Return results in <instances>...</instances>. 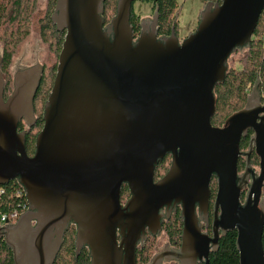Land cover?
<instances>
[{
    "label": "water",
    "instance_id": "water-1",
    "mask_svg": "<svg viewBox=\"0 0 264 264\" xmlns=\"http://www.w3.org/2000/svg\"><path fill=\"white\" fill-rule=\"evenodd\" d=\"M105 1L56 0L50 19L64 40L32 155L26 131L37 121L34 99L44 66L17 70L6 99L0 70V186L17 180L27 201L14 224L0 226L13 264H53L71 225L76 257L87 248L90 264H137L138 247L161 234L179 205L180 246L164 244L147 264H208L219 237L231 230L239 263L264 264L259 80L240 110L221 126L211 124L214 88L225 80L230 55L249 48L264 0L209 1L181 41L174 28L158 36L157 10L140 20L134 37L135 0H117L105 24ZM20 122L25 130L18 131ZM249 130L238 174L239 140ZM253 147L257 174L249 160ZM166 155L170 167L154 181ZM213 177L209 236L200 221L207 226ZM123 185L130 192L124 204Z\"/></svg>",
    "mask_w": 264,
    "mask_h": 264
},
{
    "label": "trees",
    "instance_id": "trees-1",
    "mask_svg": "<svg viewBox=\"0 0 264 264\" xmlns=\"http://www.w3.org/2000/svg\"><path fill=\"white\" fill-rule=\"evenodd\" d=\"M137 1L150 2L152 13L157 10L158 36L170 35L172 28H174L176 34L178 17L181 10V5L178 0ZM209 1L220 2V0H204L203 7ZM116 2L117 0H106L104 2L103 17L105 24H107L115 15ZM55 3L56 0H47L45 15L40 19V37L44 43H48L50 47H54L56 53L59 55L64 40V33L56 31L55 26L50 19ZM36 6L37 0H0V41L3 42L2 49L0 50L2 58L0 70L3 79L4 75L6 76V79H4L5 90L7 87L9 88L8 85L11 81L9 72L11 58L18 45L28 36L31 18L34 14ZM203 7L199 10V13ZM110 14H112V16L108 20V16ZM139 23V16L134 13L133 9H131L130 26L134 37L139 35ZM55 72V65H52L49 68L44 67L42 79L34 99L35 114L38 101L40 108L43 111V104L47 100L48 94L51 91ZM257 79L260 82L259 89H262L264 85V10L258 19L250 46L242 59L240 68L234 69L231 67L228 69L223 83L216 85L214 88L216 106L211 124H221L224 121L223 119L230 115L233 111L242 108ZM40 115L41 114H36L37 121L35 125L26 131L25 146L28 155L33 154L36 135L43 125ZM23 126V123L19 124V127ZM245 146L246 144L244 147ZM250 162L253 165H258V157L251 155ZM169 164V157L163 158V160L156 166V175L165 171L169 167ZM210 188L212 191V200H214L217 188V181L215 178L212 179ZM127 193L128 190L126 186H124L122 188V197L126 198ZM262 195L264 197V181L262 186ZM26 208V197L23 188L17 180H11L7 184L0 186V216L2 214L9 215L13 211H17L20 215L26 210ZM16 221L10 220L9 223L11 224ZM182 226L183 223L180 218L179 210L176 213H173L168 220L163 221L162 232L166 235L167 241L170 245L178 246L180 244ZM236 238V230L228 231L224 236H221L217 251L209 254L208 264H240ZM154 239L155 237L148 236L144 245L142 247H138L136 251L137 264H147L149 262L153 256L152 253L154 243L152 242ZM74 243L75 226L71 225L65 232L63 244L53 264H90L88 249L83 248L80 254L76 257ZM262 247L264 251V228ZM0 264H13L11 250L7 248L3 239L0 240Z\"/></svg>",
    "mask_w": 264,
    "mask_h": 264
},
{
    "label": "rangeland",
    "instance_id": "rangeland-1",
    "mask_svg": "<svg viewBox=\"0 0 264 264\" xmlns=\"http://www.w3.org/2000/svg\"><path fill=\"white\" fill-rule=\"evenodd\" d=\"M178 2L181 5V10L176 27V36L180 40L196 28L198 24V13L203 7L204 0H178ZM46 4L47 0H37V6L31 18L28 36L18 45L11 58L9 66L11 81L8 85L9 88L7 87L5 90V95L10 94L12 91V76L17 70L28 68L35 64L43 65L46 68L57 65L58 53H56L54 47H50L48 43H44L40 37V19L45 15ZM132 9L139 16V20L151 19L153 14L151 11V3L146 1H134ZM111 16L112 14L108 16V20ZM2 46L3 42L0 41V50ZM246 52V50H241L232 53L228 59V69L231 67L234 69L240 68ZM4 79H6L5 75ZM262 103H264V98L262 99ZM36 106V114H42L39 101ZM256 170L258 171V168ZM167 242L166 235L164 232H161L152 242L154 243L152 254L154 255L157 251H160Z\"/></svg>",
    "mask_w": 264,
    "mask_h": 264
},
{
    "label": "flooded vegetation",
    "instance_id": "flooded-vegetation-1",
    "mask_svg": "<svg viewBox=\"0 0 264 264\" xmlns=\"http://www.w3.org/2000/svg\"><path fill=\"white\" fill-rule=\"evenodd\" d=\"M137 37V36H136ZM185 38V37H184ZM184 38H182V39H184ZM182 39H180V41L182 40ZM252 39V38H251ZM251 42V41H250ZM243 50H248V48L247 49H243ZM238 52L240 51V50H237ZM236 52V51H235ZM44 72V71H43ZM13 77V76H12ZM12 92V91H11ZM11 92H10V94H11ZM251 92V91H250ZM249 92V93H250ZM10 94H8V95H5V88H4V98L6 99ZM260 95H261V98L263 99L264 98V93H263V87H262V89H260ZM261 103H262V100H261ZM262 104H264V103H262ZM241 108H239V109H237V110H235V111H233V112H236V111H238V110H240ZM232 112V113H233ZM231 113V114H232ZM229 116V115H228ZM227 116V117H228ZM226 117V118H227ZM226 118H224L223 120H225ZM212 120V119H211ZM224 122V121H223ZM223 122L221 123V124H219V125H213V126H221L222 124H223ZM20 123H23V122H20ZM19 123V124H20ZM23 125H24V123H23ZM25 125L23 126V127H19V125H18V131H22V130H25ZM27 133V132H26ZM252 131L251 130H249L248 132H247V135L246 136H241V138H240V140H239V152H240V155L238 156V159H237V171H238V174H240V173H242L243 172V170H244V167H245V163H246V157L242 154V153H244V152H246L248 149H249V140H250V136L252 135ZM246 144V146L244 147V145ZM251 155H255V152H254V147H253V149H252V152L250 153V155H249V160H250V157H251ZM256 156V155H255ZM166 157H169V159H170V164H171V156L170 155H166L164 158H166ZM163 160V159H162ZM161 160V161H162ZM251 163V162H250ZM170 164H169V167H170ZM252 165V167H253V169H254V172L257 174L258 173V171L256 170V168H258V170H259V167H258V165H259V158H258V165H253V164H251ZM169 167L165 170V171H163L161 174H159V175H156V173H155V170H154V181H157V180H159L160 178H162L165 174H166V172L168 171V169H169ZM156 169V168H155ZM214 178V177H213ZM212 178V179H213ZM211 185V184H210ZM124 186H126V185H123L122 186V188L124 187ZM122 188H121V203H125L126 201H127V199H129V197H130V192H129V189H128V187L126 186V188H127V190H128V193H127V197L125 198V200L123 201L122 200ZM245 191H246V188H244V190L241 192V194H240V199H241V202H243L244 201V198H245ZM215 193H216V191H215ZM214 198H215V195H214ZM212 201H214V200H212V191H211V197H210V201H209V208H208V212H209V216H208V224H207V226H206V223L204 222V221H200L201 222V230L202 231H205L209 236H211L212 234H211V224H212V204H213V202ZM180 205L179 206H177L176 207V211H175V213L179 210V214H180ZM173 214V213H172ZM15 223V222H14ZM14 223H11V224H14ZM10 224V223H9ZM65 235V234H64ZM221 237V236H220ZM220 237H219V239H220ZM219 239H218V243H219ZM168 243V242H167ZM180 243H181V241H180ZM169 244V243H168ZM169 246L171 247V248H178L179 246H180V244L178 245V246H172V245H170L169 244ZM137 251V250H136ZM161 251V250H160ZM158 252V251H157ZM163 264H177L176 262H168V263H163ZM198 264H200V263H198Z\"/></svg>",
    "mask_w": 264,
    "mask_h": 264
},
{
    "label": "built area",
    "instance_id": "built-area-1",
    "mask_svg": "<svg viewBox=\"0 0 264 264\" xmlns=\"http://www.w3.org/2000/svg\"><path fill=\"white\" fill-rule=\"evenodd\" d=\"M18 217H19V214L17 213V211H13L9 215L2 214L0 216V226H3L5 224H8L10 220L16 221L18 219Z\"/></svg>",
    "mask_w": 264,
    "mask_h": 264
}]
</instances>
